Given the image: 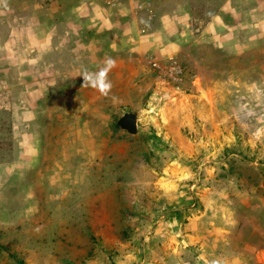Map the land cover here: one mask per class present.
<instances>
[{
	"label": "rangeland",
	"instance_id": "obj_1",
	"mask_svg": "<svg viewBox=\"0 0 264 264\" xmlns=\"http://www.w3.org/2000/svg\"><path fill=\"white\" fill-rule=\"evenodd\" d=\"M131 2L98 23L115 72L66 9L44 55L47 11L3 10L0 264H264V0Z\"/></svg>",
	"mask_w": 264,
	"mask_h": 264
},
{
	"label": "crops",
	"instance_id": "obj_2",
	"mask_svg": "<svg viewBox=\"0 0 264 264\" xmlns=\"http://www.w3.org/2000/svg\"><path fill=\"white\" fill-rule=\"evenodd\" d=\"M32 1H36V3L40 4L39 9L47 11L48 15V17L45 19L38 17L30 19L28 18L26 20L29 26L28 29H30L31 26V28H35V30L33 29L32 33L30 34L29 40L34 43V46L40 54L44 55L46 51L48 52L54 49V44L51 39L55 34L53 32L52 26L55 24V21L53 18H51V15L53 16L54 14H50L49 12L51 9H56L53 11L54 13H56L57 10L61 12L62 9H66V11H68V28L73 30L71 34H68L69 56H73L69 45L71 42H74L70 36H74V34L79 32L86 33V30H90L89 33H91L85 42V44L87 43V48H89V46H97L98 48H101L100 51H96L93 54L89 52L90 49H87V53H80L77 55L81 58L79 66L85 68L88 66L89 61H93L95 63H93L94 65L100 66V68L102 65V67H108V70L115 72L117 67L120 65H125L123 63L124 60L116 54L115 50L109 52V57L105 56L102 48L109 45H105L102 43V41H111L114 39V36L112 34L109 35L108 32L104 31V28H100L102 29L100 30L98 28V23L101 19H104V21L108 20V22L114 21L119 25L125 24L126 22L131 23V21L135 19L134 15L137 14L135 13L136 6L133 5L131 0H120L118 4L112 7L106 5V0H45L48 2L45 4L46 6L48 5V9L43 7L41 0H0V17L4 18L7 22L8 16L3 15V10H7L9 5L15 2L22 4L23 9L26 8L28 11L32 8L36 9V6H33L31 3ZM143 2V6H145L146 9L150 8L149 10H153L154 14V10H156L155 7L160 4L158 0H143ZM173 2L178 8L189 7L188 0H173ZM27 16L28 14L25 12V17ZM142 16L147 17L146 13L145 15L142 14ZM54 36L53 37L56 38V35ZM74 55L76 56L75 53Z\"/></svg>",
	"mask_w": 264,
	"mask_h": 264
},
{
	"label": "water",
	"instance_id": "obj_3",
	"mask_svg": "<svg viewBox=\"0 0 264 264\" xmlns=\"http://www.w3.org/2000/svg\"><path fill=\"white\" fill-rule=\"evenodd\" d=\"M115 124L119 129L130 135L136 134V118L133 113H126L122 115Z\"/></svg>",
	"mask_w": 264,
	"mask_h": 264
},
{
	"label": "built area",
	"instance_id": "obj_4",
	"mask_svg": "<svg viewBox=\"0 0 264 264\" xmlns=\"http://www.w3.org/2000/svg\"><path fill=\"white\" fill-rule=\"evenodd\" d=\"M120 0H106V5L109 6V7H112L116 4H118ZM138 9H140V7L138 6Z\"/></svg>",
	"mask_w": 264,
	"mask_h": 264
},
{
	"label": "trees",
	"instance_id": "obj_5",
	"mask_svg": "<svg viewBox=\"0 0 264 264\" xmlns=\"http://www.w3.org/2000/svg\"><path fill=\"white\" fill-rule=\"evenodd\" d=\"M45 1V0H44Z\"/></svg>",
	"mask_w": 264,
	"mask_h": 264
}]
</instances>
